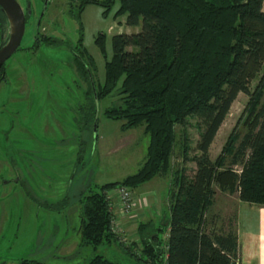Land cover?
I'll use <instances>...</instances> for the list:
<instances>
[{
    "label": "rangeland",
    "instance_id": "rangeland-1",
    "mask_svg": "<svg viewBox=\"0 0 264 264\" xmlns=\"http://www.w3.org/2000/svg\"><path fill=\"white\" fill-rule=\"evenodd\" d=\"M17 1L26 7L27 0ZM29 1L32 16L20 48L3 65L5 80L0 83V264H22V260L88 264L96 254L114 264H140L123 247L134 242L135 248L140 247L137 228L145 222L163 240L167 227L161 232L156 229L170 220L172 175L184 170L192 176L196 170L190 158L195 154L197 121L189 117L185 125L175 126L167 174L135 188L124 185L136 201L129 214H122L117 193L106 191L113 225L125 232L124 244L118 241L122 246L113 242L96 249L82 245L83 196L95 186L120 182L137 172L145 160L149 137L143 126L122 129L123 121L104 115L106 108L118 104L116 89L95 105L97 130L93 134L88 104L92 90L88 75H78L73 52L86 58L98 91L104 84L105 62L113 55L112 36L138 32L140 26L126 25V14L115 16L117 0L109 8L87 4L81 11L79 0H49L42 18L43 0ZM100 35L104 54L96 42ZM46 38L56 42H46ZM32 44L39 46L28 48ZM249 90V94L237 95L212 142L209 156L212 161L222 157L219 170L230 167V153L247 130L248 114L264 103V66L250 80ZM233 168L239 171L240 166ZM235 203L236 193L214 185L202 224L208 230L236 228ZM121 217L124 221L120 222Z\"/></svg>",
    "mask_w": 264,
    "mask_h": 264
},
{
    "label": "trees",
    "instance_id": "trees-1",
    "mask_svg": "<svg viewBox=\"0 0 264 264\" xmlns=\"http://www.w3.org/2000/svg\"><path fill=\"white\" fill-rule=\"evenodd\" d=\"M114 1L79 0L77 6L79 11L87 4L109 8ZM117 1L115 16L126 14V25L140 26L139 31L112 36L113 55L105 62L100 90L95 89L86 58L84 62L77 59V72L79 76L88 75L92 90L89 120H97L94 96L99 101L116 89L118 104L106 108L104 115L123 121L122 129L143 126L149 142L137 172L120 182L95 186L83 196L82 245L96 249L118 242L111 230L113 216L106 191L117 185L135 188L157 175L167 174L176 141L175 126L185 125L190 117L197 121L198 128L195 154L190 158L196 170L192 176L184 170H176L172 175L170 220L165 227L156 229L161 232L169 228L166 241L157 233L152 234L147 222L138 225L142 255L159 263L166 245V264H237L236 228L208 230L202 224V215L214 185L221 191L236 193L241 201L264 206V103L248 114L247 130L230 153V167L219 170L222 157L212 161L209 156V148L232 103L240 92L249 94L250 80L264 66L263 0ZM4 20L0 11L1 25ZM102 36L96 42L104 54ZM45 41L56 42L47 38ZM187 150L185 145V157ZM236 165L240 166L239 171L233 168ZM135 244L123 248L145 264L146 259L134 253ZM22 264L43 263L22 260ZM88 264L114 263L96 254Z\"/></svg>",
    "mask_w": 264,
    "mask_h": 264
},
{
    "label": "crops",
    "instance_id": "crops-1",
    "mask_svg": "<svg viewBox=\"0 0 264 264\" xmlns=\"http://www.w3.org/2000/svg\"><path fill=\"white\" fill-rule=\"evenodd\" d=\"M261 9L264 12V0ZM118 220L124 221L122 217ZM235 220L239 244L237 264H264V206L241 201L236 197Z\"/></svg>",
    "mask_w": 264,
    "mask_h": 264
},
{
    "label": "water",
    "instance_id": "water-1",
    "mask_svg": "<svg viewBox=\"0 0 264 264\" xmlns=\"http://www.w3.org/2000/svg\"><path fill=\"white\" fill-rule=\"evenodd\" d=\"M49 0L43 1L44 14L45 8L47 7ZM0 11L3 13L6 19V37L3 42H0V68L3 66L5 61L9 59L18 49L21 44L25 26H26V14H30V4H27V13L24 12L21 4L17 0H0ZM41 16V17H42ZM2 30H0V35ZM92 88L94 89L93 81L91 82ZM95 98V104H97V98ZM96 120L94 121V131L95 135L97 130Z\"/></svg>",
    "mask_w": 264,
    "mask_h": 264
},
{
    "label": "built area",
    "instance_id": "built-area-1",
    "mask_svg": "<svg viewBox=\"0 0 264 264\" xmlns=\"http://www.w3.org/2000/svg\"><path fill=\"white\" fill-rule=\"evenodd\" d=\"M111 190H114V193L115 194L117 193V195H118L117 200L121 204L122 210L124 212L122 214H129V212L133 210L134 205L136 204L135 197L133 196V193H132L131 189L126 187V186H124V185H119L118 187L113 188ZM116 225L117 224H115V222H114V225H113V220H112V228H111V230L117 236L118 241L120 243L122 242L124 244V242H125V239H124L125 238L124 237L125 236V232L122 231L120 226L117 227ZM168 229L169 228L167 227V229H166V231L164 233L165 235L163 236V241H166V239L168 237ZM138 244H139L140 247H137V248L134 247L133 251L137 255V257H144L142 255V249H143L142 248V244L140 242ZM164 250H165L164 255H163V257H162V259H161V261L159 263H153V262H151L150 260H148L147 258L144 257L146 259V263L145 264H166V259H167V246L166 245H164Z\"/></svg>",
    "mask_w": 264,
    "mask_h": 264
},
{
    "label": "flooded vegetation",
    "instance_id": "flooded-vegetation-1",
    "mask_svg": "<svg viewBox=\"0 0 264 264\" xmlns=\"http://www.w3.org/2000/svg\"><path fill=\"white\" fill-rule=\"evenodd\" d=\"M44 1V0H43ZM27 4H30V1L29 0H27L26 1V7L23 9L24 10V12L25 13H27ZM30 10H31V5H30ZM2 13V12H1ZM44 15V14H43ZM4 16V15H3ZM32 16V10H31V13L30 14H26V23H27V21L29 20V18ZM43 17V16H42ZM41 17V18H42ZM4 19H5V17H4ZM6 23V19L4 20V22L2 23V25H1V23H0V25H1V29L0 30H2V34L0 35V42H3V40L5 39V37H6V31H5V28H4V24ZM38 24H39V22H38ZM37 33V32H36ZM35 36H38V35H35ZM35 45H38L39 46V44H32L30 47H28V48H33ZM20 48V46L18 47V49ZM17 49V50H18ZM23 48H21V50H22ZM16 50V51H17ZM73 57H75V59H78V58H80L81 59V61L80 62H84V58H83V56L81 55V54H79V53H75V51L73 52ZM4 65V64H3ZM4 76H5V72H4V69L3 70H1V73H0V83L2 82V81H4L5 79H4ZM19 91V90H18ZM21 91V90H20ZM94 123V122H93ZM10 158H12L11 159V163H14V160H13V156H10ZM12 167H14V166H12ZM14 171H15V175H17L18 177H17V181L19 180L20 181V179H21V177H20V175L18 174V171H16L15 170V168L13 169Z\"/></svg>",
    "mask_w": 264,
    "mask_h": 264
}]
</instances>
